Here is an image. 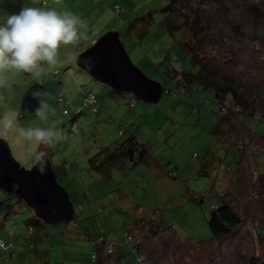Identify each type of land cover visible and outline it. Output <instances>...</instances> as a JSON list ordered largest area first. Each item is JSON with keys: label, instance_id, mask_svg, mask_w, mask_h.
I'll return each mask as SVG.
<instances>
[{"label": "rangeland", "instance_id": "obj_1", "mask_svg": "<svg viewBox=\"0 0 264 264\" xmlns=\"http://www.w3.org/2000/svg\"><path fill=\"white\" fill-rule=\"evenodd\" d=\"M166 2L0 0V23L24 7L69 13L84 21V26L78 25V42L61 45L56 64L41 62L40 76L15 69L0 74L4 80L0 84V139L8 143L20 166L29 169L36 162L41 144L24 138L19 130L34 127L55 130L58 136L50 144L49 160L59 168H67L65 173L56 168L55 176L75 201L76 215L69 225L46 224V231L37 236L34 253L18 247L21 242L18 235L27 230L24 220L30 209L18 204L16 213L5 217L6 209L0 208V238L9 242L7 232H14L13 249L0 250V264H98L91 257L88 240L97 235H102L113 251L110 256L104 251L100 264H264V0H196L189 5L185 13L192 18L196 12L205 24L201 47L193 43L184 29L172 36L166 31L161 24L166 17L161 9ZM115 3L128 7L130 13L114 15ZM148 10L152 11L153 19L149 31L140 42L128 38L126 28L130 21ZM176 23L177 16L173 15L171 24ZM92 32L97 38L107 32L119 33L132 64L171 95L163 94L155 105L135 99L131 101L133 107H129L122 98L117 103L109 95L108 86L96 82L76 65L78 55L90 45ZM183 39L187 53L205 69L203 75L209 73V78L218 84L232 81L239 101L244 104L237 107L243 111V106H247V112L256 114L254 118L261 117L258 121L241 117L248 128L236 122L242 129L239 136L245 146L234 145L235 140L231 147L210 132L217 107L209 93L195 88L190 95L195 94V99L182 95L167 76L168 66L177 71H196L180 45ZM67 75L70 78L81 75L95 85L97 89L91 92L99 102L97 111L75 92L70 100L65 95L67 103L59 105L61 88L57 78L61 82ZM34 83L42 84L47 96L46 120L37 112L27 115L20 112L22 97ZM80 87L76 82L75 91ZM81 89L84 88L78 91ZM187 102L191 104L188 111ZM193 107L205 108V124L192 116ZM5 117L14 120L11 129L5 127ZM127 135H134L144 144L150 156L149 165L141 162L135 169H114L109 180L88 168V159L95 152ZM235 148L244 155L238 167ZM120 192L127 193L128 204L119 198ZM195 196L202 197V204ZM222 198L242 223L228 235L212 240L207 214ZM1 202L14 204L16 197L0 189ZM136 206L143 210L141 214L134 211ZM139 217L166 230L151 236L143 226L130 229V235L141 241L144 263L138 261L121 233L124 226L129 227Z\"/></svg>", "mask_w": 264, "mask_h": 264}, {"label": "trees", "instance_id": "obj_2", "mask_svg": "<svg viewBox=\"0 0 264 264\" xmlns=\"http://www.w3.org/2000/svg\"><path fill=\"white\" fill-rule=\"evenodd\" d=\"M92 3H96L99 0H90ZM196 0H167L166 4L161 9V12L166 13V17L161 22L163 27L166 29V31L172 36L176 31H180L181 29H184V32L190 37V39L193 41V43H196L199 47H201L202 40L205 37V24L203 23V20L198 14L195 12L193 17L190 18V15L185 13V10L189 7V5L193 4ZM115 6H120L124 11L116 13L115 12ZM112 12L116 16H122L130 13V9L128 7L123 6L122 4L115 3L112 6ZM177 16L178 23L171 24L172 16ZM82 20V18H78ZM153 19H152V11H143L137 18H133L129 25L126 28V34L128 38L134 39L136 42H140V39L146 34L149 29L151 28ZM100 37V36H99ZM92 38H95L94 32L90 35V40ZM181 47L185 51L187 55H189L186 51V41L183 39L182 42H180ZM91 46V45H90ZM188 61L191 62L192 66L196 68V71L193 70H182L177 71L174 68H169L166 72L167 76L174 81L177 88L180 90V93L182 95H188L189 93H192V89H200L202 92H207L210 95V100L213 104L217 107V112L215 113L216 119L214 118V124L211 125V133H215L217 135V140L224 139V143L227 145H230L232 147V142L235 143H241L243 146H245L242 141L240 140V133L241 128L237 127V121L245 126V128H248L241 120V117H249L254 118L256 114L252 112H247V106H243V111H241L237 105L240 103L241 105H244L241 101H239V97L237 94V90L234 87V83L230 81L229 83L225 84H218L217 82L212 81V78H209V73L207 75H203V71L205 70L203 66L195 59L192 58L190 55L188 57ZM194 68V69H195ZM80 70V69H79ZM55 75L57 72H54ZM57 81L59 83V87H61V83L57 78ZM193 87V88H192ZM62 90L60 89V93ZM110 92L117 96H123L125 93H117L115 91L110 90ZM58 94V103L61 99L64 103H67L65 100V95L62 93L61 98ZM88 94H93L92 92H89L87 90L80 91V95L84 98ZM129 94V93H127ZM163 94L171 95V92L166 91L162 87V96ZM95 96V94H93ZM195 95V94H194ZM132 100H135L133 96L130 94ZM96 98V97H95ZM196 98V96H195ZM97 100V99H96ZM197 102V101H196ZM63 103V104H64ZM98 104H92L94 111L98 110ZM191 105V104H190ZM196 105V104H195ZM79 107H82V105H79ZM81 109V108H80ZM78 113H81L80 111ZM192 110V116L199 118L200 122L205 119L203 124L206 123V115L207 112L203 107L197 108L193 107ZM202 111V112H201ZM264 117V115H263ZM259 118H254L255 121H258ZM203 119V120H202ZM201 124V123H200ZM222 127V130L220 131ZM235 130L236 133H232V130ZM213 130V131H212ZM244 130V129H243ZM248 132V131H245ZM120 136H123L124 133L119 132ZM233 137V138H232ZM230 138V139H227ZM42 151L46 153V156L48 157L50 155V144H41ZM236 153L238 154L237 157V163L238 167L240 165L241 159L244 158V155L240 151L239 148H235ZM148 151L144 149V146L141 142L134 136V135H127L123 138V140H118L112 142L109 146L102 148L101 150H98L95 152L89 159H88V168L98 174H101L105 176L109 180L111 177V171L114 169H120L124 171L125 169H135V167L141 163L144 162L145 164L149 165L148 161ZM49 159V157H48ZM70 166V165H69ZM53 168V167H52ZM62 173H65L67 171V168L61 167ZM54 173L56 174L55 169ZM203 174H206L203 173ZM169 176H172V178L175 177L174 174H171L168 172ZM202 175V174H201ZM66 190V189H65ZM118 192V189L115 190ZM68 193V192H67ZM7 194V193H6ZM11 195V194H8ZM69 198L71 200L70 194ZM118 195H120L121 200H126L128 204V197L127 193L120 192ZM16 202L14 204H6L1 202L0 208L3 209V211L6 209L5 217L11 214L16 213V205L23 204L26 206V204L18 197L16 196ZM194 199L198 200L200 204H202L203 199L201 196H195ZM73 206L75 204L74 200H71ZM131 206L133 205L130 203ZM136 212L140 213L143 212L142 209L139 208V206L134 207ZM137 209V210H136ZM1 211V213H3ZM31 213L28 215V218L24 220V225L27 228L26 232L22 235H18L20 237V240L22 241L21 248H25L28 251L36 252V240L37 236H39V233H42L44 230L46 231V223L42 222L40 219H38L34 214L33 211L30 210ZM122 211H117V214H120ZM135 212V213H136ZM76 216V215H75ZM76 219V217H75ZM75 221V220H74ZM72 221V222H74ZM70 223H63L66 225L71 224ZM242 223V219L239 217V215L232 209V207L222 198V201L220 204L212 206L209 210V213L207 214V226L210 230L212 240H216L220 236L228 235L234 228L239 226ZM143 226L146 231L151 235H158L159 233H164L166 230H161L158 223L154 221H147L142 217H139L134 220V223L132 225H129V227L124 226L123 230L121 231L122 235L124 236L126 242L130 245L133 254L137 256L138 261L141 263H144V256L141 253V241L135 237H132L130 235V229L135 227ZM44 231V232H45ZM9 237V242L6 240H3L0 238V250L1 251H8L13 249L14 246V240L12 239L14 236L13 231L7 232V235ZM11 238V239H10ZM91 246V257L94 261V263H101V256L102 253L105 251V254L107 252V256H110L113 254V251L111 248H108L105 238L102 235H97L95 238L89 237L88 239ZM2 244V245H1ZM15 255L14 253H10V256ZM118 261V259H117Z\"/></svg>", "mask_w": 264, "mask_h": 264}, {"label": "water", "instance_id": "obj_3", "mask_svg": "<svg viewBox=\"0 0 264 264\" xmlns=\"http://www.w3.org/2000/svg\"><path fill=\"white\" fill-rule=\"evenodd\" d=\"M76 65L112 91L129 93L144 103L155 105L162 96L161 84L146 77L132 64L119 33L107 32L99 37L94 45L78 55ZM41 90L44 95L34 98V93ZM45 99L47 101L43 85L32 84L22 97L21 114L35 113ZM0 189L18 196L38 219L48 225L75 220L74 206L65 188L58 184L48 157H44L42 166L35 162L31 168L25 169L14 159L4 139H0Z\"/></svg>", "mask_w": 264, "mask_h": 264}, {"label": "clouds", "instance_id": "obj_4", "mask_svg": "<svg viewBox=\"0 0 264 264\" xmlns=\"http://www.w3.org/2000/svg\"><path fill=\"white\" fill-rule=\"evenodd\" d=\"M78 25L84 21L69 13H57L39 7H24L18 13L10 14L0 23V74L15 69L19 72L32 73L38 77L43 72L41 62L51 66L58 61V50L61 45L75 44L79 40ZM4 80L0 75V84ZM43 91L34 93L39 98ZM46 99L37 109V115L46 120L44 109ZM5 127L11 129L14 120L5 117ZM20 134L39 144H51L58 133L52 128L34 127L20 129ZM46 153L39 151L36 162L43 165ZM41 170L42 167H41Z\"/></svg>", "mask_w": 264, "mask_h": 264}, {"label": "crops", "instance_id": "obj_5", "mask_svg": "<svg viewBox=\"0 0 264 264\" xmlns=\"http://www.w3.org/2000/svg\"><path fill=\"white\" fill-rule=\"evenodd\" d=\"M90 18V17H89ZM101 37V36H100ZM95 38H96V40L99 38H97L96 37V35H95ZM90 42H91V40H89V44H90ZM90 46V45H89ZM76 78V79H75ZM73 79V80H72ZM76 82H78L79 84H81V87H83L84 89H81L80 91H82V90H87V91H89V92H91V90H96L97 88L95 87V85H93V84H91V83H89V81H87V79L85 78V77H83V76H81V75H78L77 77H74V78H70L69 77V75H67V76H63V78H62V81L60 82L61 83V89L63 90L64 89V91L62 92L64 95H66L67 96V98L70 100V97L71 96H73V92H75L76 94H77V96H78V98L79 99H81V95H80V91H78L80 88H78V90H76L75 91V83ZM74 83V84H73ZM77 86V85H76ZM102 91H103V89H101ZM74 93V94H75ZM109 95L111 96V97H113L114 98V100H116V102L117 103H119V99L120 98H122L123 100H124V102H127V103H129V107H133V105H134V103H132L131 101H132V98H131V96L130 97H123V96H117V95H114V94H112L111 92H109ZM191 95V93H189V96ZM193 96V98L195 99V96L194 95H192ZM192 96H190V97H192ZM162 97V96H161ZM161 99V98H160ZM200 99V97L198 98V99H196V101H198ZM74 104V103H73ZM187 105H189L188 106V109H187V111L190 109V102H187ZM205 109V108H204ZM202 112V111H201ZM203 120V119H202ZM205 121V119L203 120V121H201L200 123H202V122H204ZM142 145L144 146V144L142 143ZM26 146V145H25ZM24 146V147H25ZM144 149H146L145 147H144ZM147 150V149H146ZM31 151H33V149L31 150ZM39 151H42V147H40V150ZM38 151V152H39ZM148 153V152H147ZM48 157H50V155L48 156ZM148 161H149V163H150V156L148 155ZM49 162H50V160H49ZM50 164H51V166L53 167V169H55V171H56V168H57V170H59L60 171V168H61V166H60V168H59V166L56 164H52L51 162H50ZM156 164V163H155ZM151 165V164H150ZM157 165V164H156ZM61 172V171H60ZM62 173V172H61ZM56 175V174H55ZM167 175H168V172H167ZM21 241V240H20ZM21 244H22V241L21 242H19V246L18 247H20L21 248Z\"/></svg>", "mask_w": 264, "mask_h": 264}, {"label": "built area", "instance_id": "obj_6", "mask_svg": "<svg viewBox=\"0 0 264 264\" xmlns=\"http://www.w3.org/2000/svg\"><path fill=\"white\" fill-rule=\"evenodd\" d=\"M115 12L116 13H119V12H122L124 11V9H122L120 6H115ZM96 43V38H92L91 42H90V45H94ZM61 94H59L60 98H61ZM63 101L60 99L59 100V105L62 106L63 105ZM89 103H92V104H97V100L95 98V96L93 94H88L86 96V105H88ZM2 245V244H1Z\"/></svg>", "mask_w": 264, "mask_h": 264}]
</instances>
